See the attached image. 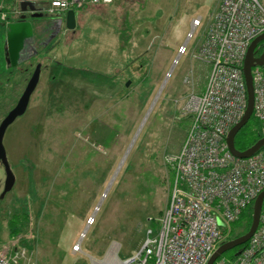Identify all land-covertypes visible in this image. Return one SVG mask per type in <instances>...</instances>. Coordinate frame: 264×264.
<instances>
[{
  "label": "rangeland",
  "instance_id": "rangeland-1",
  "mask_svg": "<svg viewBox=\"0 0 264 264\" xmlns=\"http://www.w3.org/2000/svg\"><path fill=\"white\" fill-rule=\"evenodd\" d=\"M219 3L86 4L78 8L93 6L84 20L70 30L62 25L29 61L14 67L4 59L0 122L41 63L25 113L3 138L15 175L0 199L7 256L17 264H96L141 248L168 202L170 159L190 124L185 100L206 83L210 65L198 50ZM197 16L200 26L188 38ZM3 182L0 164V193ZM244 225L231 226V235Z\"/></svg>",
  "mask_w": 264,
  "mask_h": 264
},
{
  "label": "built area",
  "instance_id": "built-area-1",
  "mask_svg": "<svg viewBox=\"0 0 264 264\" xmlns=\"http://www.w3.org/2000/svg\"><path fill=\"white\" fill-rule=\"evenodd\" d=\"M111 2L49 0L45 11L60 15L86 4ZM200 21L199 16L191 20L188 38ZM263 32L264 0H220L198 50L210 65L204 89L191 92L184 103L190 124L170 159L173 175L167 205L156 230L149 228L141 248L118 259V264H206L216 248L232 238L231 226L241 211L264 189V147L237 158L226 144L229 129L246 107L243 60L250 42ZM185 50L184 45L180 55ZM251 74L253 115L264 135V65L254 66ZM0 264L17 260L0 249ZM213 264H264V203L256 230L236 257H222Z\"/></svg>",
  "mask_w": 264,
  "mask_h": 264
},
{
  "label": "water",
  "instance_id": "water-1",
  "mask_svg": "<svg viewBox=\"0 0 264 264\" xmlns=\"http://www.w3.org/2000/svg\"><path fill=\"white\" fill-rule=\"evenodd\" d=\"M19 8L21 10V15L19 19L16 22H12L7 25V45L10 51L9 53L11 58L13 56V53L19 51L21 45L26 43V41L29 43H33L32 25L31 22L28 21L26 18L27 14L31 12L29 13L30 17H41L43 15L42 13L41 14L38 13L37 5L33 1L19 0ZM51 22L59 23L60 27L61 24L64 23L65 28L69 30L74 29L76 25L75 11L73 9H69L65 13L64 20L57 19L54 21L52 20ZM51 37L49 39H51ZM262 40H264V32L258 35L257 37H255L250 42L247 48L242 66L243 78L246 87V107L240 120L229 129L226 135V144L228 146V149L230 153L237 158L249 157L254 153H256L259 149H261V147L264 146V136H262L253 145H251L250 147L244 150L237 149L234 143L236 134L248 122V120L253 114L254 88H253L251 69L256 65H264V53L260 57H257L255 55L257 44ZM31 47H32L31 50L32 53L29 54L27 58L29 56H33L36 54V48L32 45ZM27 58H23L22 60H25ZM11 63L15 64L12 60ZM40 73H41V63L38 62L36 63L34 70L30 78L28 79L25 88L22 91L20 97L18 98L16 104L0 122V164L3 167V171H4V182H3L2 191L0 193V199L3 198L5 194L12 189L15 183V175L11 169V166L9 164L6 155L3 138L8 126L12 124L15 121V119H17L18 117L22 116L25 113L30 100V96L33 93L39 81ZM127 84L128 82L126 83V85ZM263 202H264V189L257 194V196L253 201L251 223L248 230L245 233L220 244L216 248V250L211 254L206 264H213L223 253H225L226 251L232 248L243 245L249 240V238L252 236V234L254 233V231L258 226Z\"/></svg>",
  "mask_w": 264,
  "mask_h": 264
},
{
  "label": "trees",
  "instance_id": "trees-1",
  "mask_svg": "<svg viewBox=\"0 0 264 264\" xmlns=\"http://www.w3.org/2000/svg\"><path fill=\"white\" fill-rule=\"evenodd\" d=\"M0 12H1L0 16H1V14L4 13V15H5L4 19H6V20L10 19L11 20L12 6L9 7V6L3 4V7L1 8ZM263 42H264V40L260 41L257 44V49H256V52H255V55L257 57L262 56V54L264 53V50H262V48H264ZM261 137H262V131H261L260 122L252 114V116L250 117L248 122L236 134L235 139H234L235 147L237 149H239V150H244V149L250 147L251 145H253ZM263 147H261V148H263ZM252 208H253V202L249 203L241 211V213L238 216L237 220H235L232 223V228L233 229L236 226L240 225L241 223H243V222L245 223L243 230H241L240 232H238L235 235L233 234L232 237L239 236V235L245 233L248 230V228L250 226V223H251ZM153 223L155 224V226H156L155 229H156L158 224L155 221ZM244 245L245 244L240 245L238 247H235V248H232V249L226 251L219 258H222V257H225V258H228V259L235 258L236 255L239 253V251L244 247Z\"/></svg>",
  "mask_w": 264,
  "mask_h": 264
},
{
  "label": "flooded vegetation",
  "instance_id": "flooded-vegetation-1",
  "mask_svg": "<svg viewBox=\"0 0 264 264\" xmlns=\"http://www.w3.org/2000/svg\"><path fill=\"white\" fill-rule=\"evenodd\" d=\"M37 9H38V13L43 14L41 17H30L29 13L31 12H29L26 17L27 20L30 21L32 25L33 43H29L26 41V43L21 45V47L19 48V51H16L15 53H13L12 58L10 57V60H12L15 64H17V66L23 64L24 62L29 61V59L35 56L33 55L27 58V56L32 53L31 45L34 46L36 48V52H38L37 47L39 48L43 47L42 49H44L48 45V44L46 45L48 41H51L53 37H55L56 35L62 32V24L60 27L59 23L51 22L52 20L54 21V20L59 19L58 17L54 15H50L49 13L45 12L44 6L37 5ZM45 33H48L47 37L41 38L43 35H45ZM39 35H42V36L39 37ZM50 37L51 39H49ZM263 45H264V42H263ZM262 50H264V48H262ZM23 58H27V59L22 60Z\"/></svg>",
  "mask_w": 264,
  "mask_h": 264
},
{
  "label": "crops",
  "instance_id": "crops-1",
  "mask_svg": "<svg viewBox=\"0 0 264 264\" xmlns=\"http://www.w3.org/2000/svg\"><path fill=\"white\" fill-rule=\"evenodd\" d=\"M18 1L19 0H0V2L3 3L4 5H7L9 7L12 6V14L11 15L16 14L15 17H11V19H12L13 22H16L18 20L17 15L20 13L19 2ZM32 1L34 2V0H32ZM36 1H39V3L41 5H45L48 2V0H36ZM113 2L116 3V0H113ZM113 2L111 4H107V5H93V6H99L101 8L110 7L111 5L114 4ZM93 6H89L88 8L86 6L85 8L86 9H92ZM85 8L78 9V10L75 11V22H76L75 28L77 27V25L79 24V22L81 21V19L84 20L85 14H86V11H85L86 9ZM92 19L93 18H91V20ZM62 31L64 32V29ZM72 32H74V31H72ZM40 36H42V35H39V37ZM6 37H7V26L5 24L3 25L1 23L0 24V64H3L4 63L3 62L4 59L7 62L9 60V63H11V61H10V53L8 51L9 49H8ZM37 37H38V35H37Z\"/></svg>",
  "mask_w": 264,
  "mask_h": 264
},
{
  "label": "bare ground",
  "instance_id": "bare-ground-1",
  "mask_svg": "<svg viewBox=\"0 0 264 264\" xmlns=\"http://www.w3.org/2000/svg\"><path fill=\"white\" fill-rule=\"evenodd\" d=\"M162 87L160 88V91H161ZM78 250L80 249L79 248V244L78 246L76 247ZM221 257V256H220ZM109 262H100L98 263L96 260L92 259L94 263H98V264H118L119 263V260H117V258L115 257L114 255V252H111V254H109L106 258Z\"/></svg>",
  "mask_w": 264,
  "mask_h": 264
}]
</instances>
